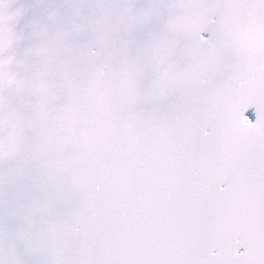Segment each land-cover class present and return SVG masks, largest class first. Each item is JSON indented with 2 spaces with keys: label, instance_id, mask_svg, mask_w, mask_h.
I'll use <instances>...</instances> for the list:
<instances>
[{
  "label": "snow or ice",
  "instance_id": "1",
  "mask_svg": "<svg viewBox=\"0 0 264 264\" xmlns=\"http://www.w3.org/2000/svg\"><path fill=\"white\" fill-rule=\"evenodd\" d=\"M0 264H264V0H0Z\"/></svg>",
  "mask_w": 264,
  "mask_h": 264
}]
</instances>
